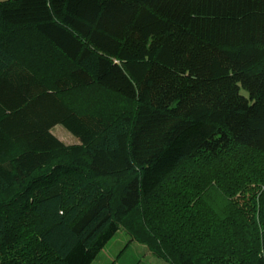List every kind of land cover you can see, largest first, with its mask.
I'll return each mask as SVG.
<instances>
[{
    "label": "trees",
    "instance_id": "trees-1",
    "mask_svg": "<svg viewBox=\"0 0 264 264\" xmlns=\"http://www.w3.org/2000/svg\"><path fill=\"white\" fill-rule=\"evenodd\" d=\"M114 240L119 264H264V0L0 1V264Z\"/></svg>",
    "mask_w": 264,
    "mask_h": 264
},
{
    "label": "rangeland",
    "instance_id": "rangeland-1",
    "mask_svg": "<svg viewBox=\"0 0 264 264\" xmlns=\"http://www.w3.org/2000/svg\"><path fill=\"white\" fill-rule=\"evenodd\" d=\"M0 1H5V0H0ZM42 60L41 62H44V56H42ZM57 61L56 65H58L60 63V61L56 58L55 59ZM54 62V61H53ZM53 62L51 64H53ZM48 64H44L42 66H46ZM41 65L39 66V68L42 67ZM90 92V91H89ZM88 92V94H89ZM92 95L94 97H92V100L95 99V101H98V103H102L100 106L101 107H97L96 112L98 113H113V114H117L123 110H126L127 112L132 111L129 110L132 108L131 104H125V102H121L119 100L114 99L113 97H107L106 94H103L102 92L98 91V90H92ZM90 107V104H88V109ZM54 134L56 135V137H58L61 141H63L65 144L67 145H74V144H78L77 139L71 135L65 128H63L62 126H57L54 130H53ZM115 241V242H114ZM102 253V255L99 257V262L95 263V264H106L108 262H110V264H119L117 263L118 259V253H119V248L117 250V246L118 243L120 242L119 240H114ZM127 244V241H125L124 245L121 246V248H124ZM120 245V244H119ZM133 246H137L136 243H133ZM137 248H144L143 246L141 247H135ZM114 250H117V253L115 255ZM121 250V249H120ZM142 251L140 252V255L138 257V259L141 257V260H143V264H169L166 263L160 259H158L156 256H152L151 253L148 255V257L146 258L143 257L142 255ZM128 259H131V255L133 256V254L131 253H127L126 254ZM126 256H124L120 261H122L123 259H125ZM125 261V260H124ZM119 262V261H118Z\"/></svg>",
    "mask_w": 264,
    "mask_h": 264
}]
</instances>
